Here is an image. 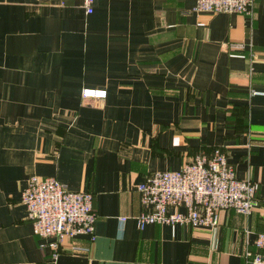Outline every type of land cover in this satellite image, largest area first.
I'll use <instances>...</instances> for the list:
<instances>
[{"label":"crops","instance_id":"1","mask_svg":"<svg viewBox=\"0 0 264 264\" xmlns=\"http://www.w3.org/2000/svg\"><path fill=\"white\" fill-rule=\"evenodd\" d=\"M195 4L0 0V264H245L264 234V0L252 19ZM213 148L258 185L251 214L138 229L145 177ZM32 175L92 195L94 243L51 258L20 201Z\"/></svg>","mask_w":264,"mask_h":264},{"label":"built area","instance_id":"2","mask_svg":"<svg viewBox=\"0 0 264 264\" xmlns=\"http://www.w3.org/2000/svg\"><path fill=\"white\" fill-rule=\"evenodd\" d=\"M72 0H60L65 4ZM86 14L93 12L95 0H80ZM255 0H196L194 11L207 14H238L253 18ZM249 57L254 58L249 45ZM105 91L83 89L84 99L105 98ZM258 185L236 178L226 153L216 148L211 154L196 155L179 170L154 172L145 177L137 191L142 211L135 217L138 229L147 225H186L214 228L222 210L249 216L255 206ZM20 201L27 211L34 236L59 255L64 240L87 237L94 243L96 215L92 195L68 191L53 177L27 179ZM123 220V219H122ZM245 264H264V234H257L253 251L245 254Z\"/></svg>","mask_w":264,"mask_h":264},{"label":"trees","instance_id":"3","mask_svg":"<svg viewBox=\"0 0 264 264\" xmlns=\"http://www.w3.org/2000/svg\"><path fill=\"white\" fill-rule=\"evenodd\" d=\"M216 148H213L211 151H210V153L209 154H211L214 150H215ZM220 149V148H219Z\"/></svg>","mask_w":264,"mask_h":264},{"label":"rangeland","instance_id":"4","mask_svg":"<svg viewBox=\"0 0 264 264\" xmlns=\"http://www.w3.org/2000/svg\"><path fill=\"white\" fill-rule=\"evenodd\" d=\"M222 212H224V210L220 211V214H221Z\"/></svg>","mask_w":264,"mask_h":264}]
</instances>
